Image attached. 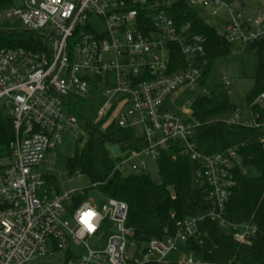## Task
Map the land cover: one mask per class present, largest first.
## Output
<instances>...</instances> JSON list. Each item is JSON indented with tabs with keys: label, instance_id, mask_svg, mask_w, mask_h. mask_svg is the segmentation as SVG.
<instances>
[{
	"label": "built area",
	"instance_id": "built-area-1",
	"mask_svg": "<svg viewBox=\"0 0 264 264\" xmlns=\"http://www.w3.org/2000/svg\"><path fill=\"white\" fill-rule=\"evenodd\" d=\"M161 1L183 2L207 19L220 20V35L229 44L245 47L264 40V9L250 16L244 3ZM159 5V0H24L21 8L3 14L38 35L43 45L40 50H0V110L12 119L14 130L9 155L0 157V264H211L193 253L182 262L170 259L197 232L196 219L177 223L174 232L166 229L163 239L132 252L130 246L136 245L127 227L126 203L105 198L97 204L88 187L37 195L47 178L42 169L55 164L53 152L63 133L85 138L77 104L88 99L92 88L106 87L100 121L129 128L128 116L137 114L147 144L125 155L115 170L147 174L146 159L157 163L171 143L180 142L181 155L200 164L197 179L214 206L208 217L224 225L238 155L234 150L216 157L199 152L191 141L195 127L168 106L177 93L202 79L197 61L206 55L207 40L192 34L190 25L177 27L164 10L151 13ZM174 45L190 64L171 72ZM223 86L231 96L232 83L223 79ZM252 106L264 108V93ZM259 117L249 108L247 116L238 111L226 123L264 128ZM88 209L95 213L91 230L81 220ZM231 229L244 244L258 232L250 225ZM90 241L99 248L91 249ZM77 246L87 253L79 256Z\"/></svg>",
	"mask_w": 264,
	"mask_h": 264
},
{
	"label": "trees",
	"instance_id": "trees-1",
	"mask_svg": "<svg viewBox=\"0 0 264 264\" xmlns=\"http://www.w3.org/2000/svg\"><path fill=\"white\" fill-rule=\"evenodd\" d=\"M224 1L233 3L234 0ZM159 3V8L151 13L164 10L177 27L190 25L192 34L206 37V55L197 61L203 70L201 86L206 84L218 60L241 49L254 53L257 59L254 87L246 96V102L251 111L260 116L258 122H263L264 108L252 104L264 93V40L245 47L229 44L205 16L190 9L186 3L164 4L161 0ZM13 8L12 0H0V14ZM42 41L35 33L24 30L19 21L0 22V50H40ZM189 64L180 47L172 46L170 71L186 69ZM190 110L191 117L186 121L195 127L191 141L199 152L216 157L234 150L240 161L235 170L236 185L223 216L224 225L208 217L214 206L198 182L200 164L181 155L180 142L171 143L169 149L161 153L156 163L159 180L149 173L125 175L115 170L117 162L112 158L109 147L116 146L127 155L147 146L144 137L135 138L130 128H122L115 122L93 124L78 114L88 136L78 141L76 154L67 160L66 170L70 178H87V194L96 190L104 198L128 205L127 227L132 232L131 241L138 249H144L154 239H163L166 229L174 232L177 223L196 219L197 232L181 245L186 253L180 251L175 254L177 258L193 253L211 264H264V128L227 125L226 121L236 115L239 108L223 84L198 95ZM13 139L12 119L0 110V157L9 155ZM245 169H253L258 175L247 176ZM232 225L256 226V238L251 244L237 242Z\"/></svg>",
	"mask_w": 264,
	"mask_h": 264
},
{
	"label": "rangeland",
	"instance_id": "rangeland-1",
	"mask_svg": "<svg viewBox=\"0 0 264 264\" xmlns=\"http://www.w3.org/2000/svg\"><path fill=\"white\" fill-rule=\"evenodd\" d=\"M23 2L24 0H12L14 8H21ZM233 3H235V5L238 7H241L244 3L246 6L252 10H255L256 12L262 11L264 9V0H234ZM8 20L9 18L4 17L3 14H0V22H6ZM208 23L211 26H214L219 34L224 32V28L221 25L220 20L210 18L208 19ZM256 67L257 59L254 53L245 52L243 49L236 50L230 56L220 59L215 63L213 70L204 86L198 84L180 91L168 102V106L183 118L189 119L192 114L190 106L192 105L193 100L200 94H206L207 92L214 90L217 85L223 84V79H227L232 83V87L230 88L232 91V95L230 96L232 102L238 106L239 113L247 116L249 113V107L246 102V96L252 91L254 87ZM106 91V87H102L99 90L92 88L90 90V94L88 95V99L81 100L77 104L76 109L78 114L83 115L90 123L93 124H109V122L100 121L98 116L100 109L108 101V98L105 95ZM128 111L129 110L127 109L125 112L126 115L128 114ZM139 120L140 118L137 114L128 116V122L130 126L129 128L135 138H141L144 134L143 126L140 125ZM84 132L85 138L87 139L88 135L85 128ZM80 139L81 136L76 134V132L67 131L63 133L61 143L56 145V148L53 152L56 154L55 164L42 169V172L47 178L44 180V185L38 190V196L44 197L47 193L52 195L57 193L63 194L73 189L88 187L89 183L86 177L70 178L66 170L67 160L75 156L76 147ZM109 151L115 162L122 161L126 155V153L120 151V149L116 146H110ZM138 162L139 160H137V163ZM146 162L148 163L149 174L155 180H159L157 164L151 159H146ZM126 173L130 174V172ZM244 173L250 177L258 175L253 169H245ZM89 197L97 204L102 203L105 199L104 196L96 190H91L89 192ZM89 246L91 249L99 248V245L94 241H90ZM130 250L132 252H137L138 248L130 246ZM75 251L79 256H83L87 253V250L81 246H77ZM180 251L186 253L185 247L180 246L177 253ZM177 257V255H172L170 259L175 260ZM185 257L186 255L182 254L176 260L182 262Z\"/></svg>",
	"mask_w": 264,
	"mask_h": 264
},
{
	"label": "clouds",
	"instance_id": "clouds-1",
	"mask_svg": "<svg viewBox=\"0 0 264 264\" xmlns=\"http://www.w3.org/2000/svg\"><path fill=\"white\" fill-rule=\"evenodd\" d=\"M95 213L92 209H88L86 211L81 212V220L85 227L91 228L93 225L91 224L92 218L94 217Z\"/></svg>",
	"mask_w": 264,
	"mask_h": 264
},
{
	"label": "crops",
	"instance_id": "crops-1",
	"mask_svg": "<svg viewBox=\"0 0 264 264\" xmlns=\"http://www.w3.org/2000/svg\"><path fill=\"white\" fill-rule=\"evenodd\" d=\"M263 5H264V4H263ZM246 11L249 13L250 16H253V15H255V14L257 13L255 10H252V9H250V8L247 9Z\"/></svg>",
	"mask_w": 264,
	"mask_h": 264
},
{
	"label": "snow or ice",
	"instance_id": "snow-or-ice-1",
	"mask_svg": "<svg viewBox=\"0 0 264 264\" xmlns=\"http://www.w3.org/2000/svg\"><path fill=\"white\" fill-rule=\"evenodd\" d=\"M90 230H91V226H90Z\"/></svg>",
	"mask_w": 264,
	"mask_h": 264
}]
</instances>
